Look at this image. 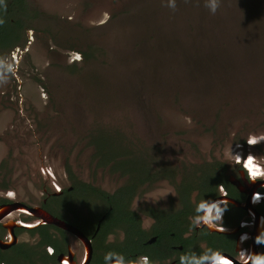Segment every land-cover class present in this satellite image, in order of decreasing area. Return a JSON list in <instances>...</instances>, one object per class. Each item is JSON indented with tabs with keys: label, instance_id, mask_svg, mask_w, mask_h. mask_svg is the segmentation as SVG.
I'll return each mask as SVG.
<instances>
[{
	"label": "rangeland",
	"instance_id": "rangeland-1",
	"mask_svg": "<svg viewBox=\"0 0 264 264\" xmlns=\"http://www.w3.org/2000/svg\"><path fill=\"white\" fill-rule=\"evenodd\" d=\"M27 1L35 13V39L18 47L19 81L11 78L0 86V159L11 148L17 186L26 183L32 190L24 168L34 158L28 133L39 139L40 127L39 133L55 117L65 127L71 120L67 94L77 100L87 89L101 95L93 101L104 104L110 97L103 91L106 83L117 88L119 97L132 89L131 102L121 103L131 104L136 133L150 145L184 154L192 144L208 157L213 142L209 129L215 122L223 140L264 133V0L256 8H245L250 0H220L215 15L205 7L206 0H176L175 10L165 6L167 0ZM105 12L111 18L101 23ZM89 50L86 68L107 64L108 55L110 63L69 79L74 68L68 60ZM78 120L82 125L85 118ZM48 138L45 150L60 172L62 162L54 152L61 156L70 137L58 130ZM229 150L226 143L217 154L227 156ZM88 155L81 150L72 157L76 170L84 168ZM169 194L162 187L149 197L157 201Z\"/></svg>",
	"mask_w": 264,
	"mask_h": 264
},
{
	"label": "flooded vegetation",
	"instance_id": "flooded-vegetation-1",
	"mask_svg": "<svg viewBox=\"0 0 264 264\" xmlns=\"http://www.w3.org/2000/svg\"><path fill=\"white\" fill-rule=\"evenodd\" d=\"M33 21L17 43L0 54L27 44ZM90 50L84 58L92 56ZM86 63L83 59V68L72 63L74 71L68 78L101 68L88 69L90 62ZM104 90L110 93L104 104L93 101L91 98L99 100L101 95L87 89L77 100L67 94L68 124L63 127L61 118L55 117L39 133L40 127L39 139L28 133L34 158L24 168L32 190L26 183L22 188L16 185V161L11 148L5 150L0 159V264H63L65 260L68 264H105L104 255L109 251L123 254L128 264H138L142 256H148L152 264H179L181 254L199 255L208 248L239 262L241 249L264 252V245L253 242L264 227V182L248 183L229 154H217L226 143L233 151L240 144L243 154L251 151L256 155L257 151L264 163V143L250 149L245 143L249 134L223 140L215 122L209 129L213 142L208 157L192 144L184 154L150 145L136 133L131 104L125 107L121 103L131 102L132 89L122 97L113 84L106 83ZM107 110L114 115L105 116ZM79 116L85 118L82 125ZM58 130L70 137L61 156L54 152L62 162L60 172L52 165L53 155L45 150L50 132ZM81 150L89 155L83 159L84 168L76 170L72 157ZM221 186L227 190L229 208L223 224L229 230L194 228L196 205L202 199H225ZM162 187L169 196L152 200L149 195ZM254 192L262 197L256 204L251 202ZM242 222L248 226L241 227ZM244 234L248 238L242 241ZM48 247L55 250L54 255L48 254Z\"/></svg>",
	"mask_w": 264,
	"mask_h": 264
},
{
	"label": "clouds",
	"instance_id": "clouds-1",
	"mask_svg": "<svg viewBox=\"0 0 264 264\" xmlns=\"http://www.w3.org/2000/svg\"><path fill=\"white\" fill-rule=\"evenodd\" d=\"M0 6H3L6 10L7 5L5 0H0ZM166 7L175 10L176 0H167ZM205 7L213 15L217 12L220 7V0H206ZM110 14L105 12L103 14V20L101 23H106L110 19ZM72 19V17H69ZM4 23L3 19H0V25ZM29 42H34L35 35L34 30H28ZM54 47V46H53ZM28 49H25L27 51ZM20 49H13L7 56H0V86H5L10 82L11 78H15L19 81L18 70L22 57L20 55ZM83 54L80 52H75L72 57L68 60L69 64L72 63H83ZM42 98L47 100V93L41 89ZM187 122L191 123V118L187 117ZM246 145L251 149L262 143H264V133L262 134H249L246 141ZM242 145H236V151H233L232 146L229 150V155L231 156L235 165H240L242 168L243 175L247 177L246 181L250 184L256 182H264V163L260 162L257 155H254L249 151L246 155L243 154L240 149ZM59 191V187L57 186ZM222 193L221 198L225 199H202L195 207L196 215L193 217V227L194 228H207L209 231L226 232L227 229L223 224L224 213L229 208V203L227 198V190L220 187ZM9 196L15 197L14 192H10ZM262 199L259 192H254L252 195V203H259ZM264 224V220H262ZM248 226L246 223L242 222L241 227ZM247 234L241 237V240L247 239ZM253 242L257 246L264 245V227L254 236ZM48 254L54 255L55 250L51 247L47 248ZM241 253V260L239 262L232 260L230 257L226 256L219 250H214L208 248L203 253L197 255L195 252L184 253L179 256V264H264V252H250L245 249L239 251ZM86 259V257H85ZM105 264H128L123 254L118 252L109 251L104 255ZM63 264H68L65 260ZM138 264H152L148 256H142L139 258Z\"/></svg>",
	"mask_w": 264,
	"mask_h": 264
},
{
	"label": "trees",
	"instance_id": "trees-1",
	"mask_svg": "<svg viewBox=\"0 0 264 264\" xmlns=\"http://www.w3.org/2000/svg\"><path fill=\"white\" fill-rule=\"evenodd\" d=\"M5 3L6 10L0 6V19L4 20L0 25V50L17 43L21 33L26 31L34 20V12L27 0H5Z\"/></svg>",
	"mask_w": 264,
	"mask_h": 264
},
{
	"label": "water",
	"instance_id": "water-1",
	"mask_svg": "<svg viewBox=\"0 0 264 264\" xmlns=\"http://www.w3.org/2000/svg\"><path fill=\"white\" fill-rule=\"evenodd\" d=\"M262 3V0H250L249 2H247L245 4V8H246V5H249V6H252L254 8L258 7L260 4Z\"/></svg>",
	"mask_w": 264,
	"mask_h": 264
}]
</instances>
